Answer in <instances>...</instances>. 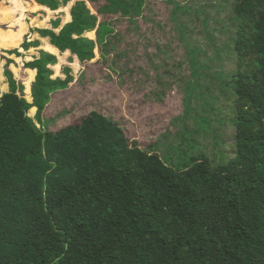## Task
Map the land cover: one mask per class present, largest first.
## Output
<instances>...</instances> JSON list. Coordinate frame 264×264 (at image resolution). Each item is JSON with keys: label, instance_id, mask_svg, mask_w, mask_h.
<instances>
[{"label": "trees", "instance_id": "trees-1", "mask_svg": "<svg viewBox=\"0 0 264 264\" xmlns=\"http://www.w3.org/2000/svg\"><path fill=\"white\" fill-rule=\"evenodd\" d=\"M103 1L97 13L109 19L98 24L85 2L77 1L58 34L39 33L85 64L95 49L85 34L98 26L102 63L122 84L133 61L132 47L121 45L140 20L152 22L144 15L150 0ZM151 1L170 6V21L188 12L181 5L188 0ZM231 15L235 72L214 79L234 131L233 154L222 152L229 157L225 163H212L201 148L195 153L198 144L206 145L200 136L215 130L213 108L220 101L198 84L193 67L199 53L186 43L194 77L183 115L196 128L183 149L166 148L164 154L153 144L141 148L128 140L118 124L95 111L55 132L46 130L41 114L51 95L73 81L70 70L64 69L63 80L51 79L48 66L55 57L43 52L24 64L35 71L29 103L6 61L8 91L0 95V264H264V0H234ZM21 33L0 32V47L16 45ZM178 39L185 40L181 22ZM6 53L19 56L16 49ZM158 84L161 97L170 85ZM191 98L202 103L199 117Z\"/></svg>", "mask_w": 264, "mask_h": 264}, {"label": "rangeland", "instance_id": "rangeland-1", "mask_svg": "<svg viewBox=\"0 0 264 264\" xmlns=\"http://www.w3.org/2000/svg\"><path fill=\"white\" fill-rule=\"evenodd\" d=\"M233 4L234 0H188L181 3L188 12L177 14L170 21L169 5L147 1L144 15L152 22L140 20L136 33L126 34V43L121 45L122 49L132 47L133 62L129 67L133 72L124 75V82L120 84L108 64L100 60L93 59L80 65L68 87L51 95L41 114L44 128L55 132L78 123L82 117L95 111L118 124L127 139L135 141L141 148L153 144L163 154L166 148L183 149V143L189 141L187 134L196 128L195 121L183 115L188 83L194 77H190L185 56L186 43L199 53L197 66L193 67L198 84L209 88L210 95L220 101L213 108L215 116L218 114L212 124L215 130H209L210 136L199 138L208 149L200 143L195 153L201 148L208 152L212 163H225L229 157H224L222 152L229 156L233 154L234 131L228 124L231 111L214 79L225 80L235 72L232 43L235 33L231 24ZM180 22L185 25L184 41L178 39ZM125 29L126 24L120 31L125 34ZM164 72L169 76L163 75ZM159 82L170 85L162 91L161 97L156 95L161 92ZM24 97L28 99V96ZM201 105L200 101L191 98L196 117L202 114L197 111ZM34 115L35 111L30 109L28 116L33 118ZM215 137L220 142H214ZM214 143H218L217 148L213 147Z\"/></svg>", "mask_w": 264, "mask_h": 264}, {"label": "crops", "instance_id": "crops-1", "mask_svg": "<svg viewBox=\"0 0 264 264\" xmlns=\"http://www.w3.org/2000/svg\"><path fill=\"white\" fill-rule=\"evenodd\" d=\"M77 1L85 2L92 14L97 16L98 24L110 16H102L97 13L104 5L100 0L93 4L86 0H0V32L17 35L21 31V38L14 46L0 47V95L8 91V84L4 77L6 61L8 71L12 74L13 80L23 88V96L27 102H31V84L34 81L35 71L24 68V64L32 62L40 57V53H47L55 57V64L48 66L52 71L51 79L65 78L64 69H69V75L74 76L75 69L81 64L76 56L69 51L61 53L50 44V39L40 35L39 31L51 30L58 34L60 30L71 21L70 9ZM22 18L21 22L17 19ZM98 26L92 32L86 33L85 37L95 43L94 59L101 60L97 45ZM31 43L26 50L20 48L24 43ZM17 50L18 55L7 54L6 52ZM63 76V78H62ZM35 111V108H32Z\"/></svg>", "mask_w": 264, "mask_h": 264}]
</instances>
